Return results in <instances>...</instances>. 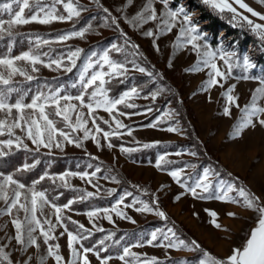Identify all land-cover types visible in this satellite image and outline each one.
<instances>
[{"label": "rangeland", "instance_id": "374dc122", "mask_svg": "<svg viewBox=\"0 0 264 264\" xmlns=\"http://www.w3.org/2000/svg\"><path fill=\"white\" fill-rule=\"evenodd\" d=\"M69 2L80 12L78 17L74 16L71 20L65 21H53L49 24L32 22L26 25L14 26L12 29L13 34L34 30L55 31L53 35L37 34L35 38L40 45H47L49 47L60 46L63 47L61 50L47 53V51L41 52L38 49L31 48L10 57H0V59L14 58L28 52L32 55L39 56L43 61V63L36 65L39 71L31 72V65L26 61H15L17 67L27 68L29 74L34 78L38 76L56 77L70 73L64 70V66H70L67 55L70 51H74L78 48L82 49L83 51L76 60L75 67L72 68L74 75L71 77L70 81L72 85L79 84L82 87L80 76L85 72V66L89 63V60L91 59L93 67L88 69L85 73L86 80L90 78L93 72L101 70L99 65L96 64V61L99 60L100 56H102L105 51H108L109 58L112 61L123 64L127 69V72L123 75L105 77L107 82L104 88L107 90L108 98H119L123 93L129 92L131 89L135 88L138 94L133 95L126 103H134L136 107L127 108L123 104L117 105L112 115L105 112L103 107H101L96 109L92 116H89L88 109L86 107H81L79 101H61L62 106L69 103L77 106L75 111H70L68 113L73 124L76 122L77 115L80 113L83 114V118L87 121L85 127L90 132L89 138L84 139V130L79 129L72 132L71 129L66 126L67 122L63 120L62 116L60 120L64 121L65 127L58 125V120L54 117L55 106L50 105L45 111L50 114L49 118L54 121L55 127L69 132L71 139L80 143L81 146L77 147L76 143H68L64 141L62 137H57L56 139L62 143V149L53 146L51 149L40 147L39 150L51 153H64L70 150L87 148L93 151L97 156L107 159L116 166L124 169L134 180L148 183L149 187H144L145 193L154 189L156 197L161 198L164 203L153 206L144 197V194L125 189L114 204L94 208L89 211L105 208L111 210L115 208L131 219L122 218L116 214V211H110L108 213V215L111 216V222L105 218V214L102 211L91 220L87 216V212L89 211L82 212L65 209L63 213H67L71 218L84 225V227L96 230L97 228L107 227H136L154 217H158L156 211H162L165 214L164 217L171 216L176 220L184 222L192 229L206 245L212 248V250L206 251L211 256L220 259L227 257L231 254L233 248L240 247L245 234L253 225L255 220L252 215V210L246 209L240 204L224 202L216 200L215 198L200 199L194 197L191 192L187 191L186 187H182L181 184L177 183L168 173L174 170H182L181 183L186 186H195L198 180H202L204 170L209 169L210 174L208 180L205 182L211 183L212 188L210 191L218 190L220 182L223 181L225 190L228 184L234 186V190L228 193L230 197L241 199L238 190L243 188L247 192L259 197L261 202H264V127L256 123L255 127L244 128L238 136L235 134L236 125L241 122L243 116L241 110L246 104L251 102L253 91L260 87L259 79L250 78L244 80L237 79V77L246 75L249 77L264 78V62L257 59L256 51L251 44L244 47L240 46V44L234 40L233 36L229 35L225 29H220L217 35L210 31L207 27V20L203 19L201 16L199 5L193 3L191 0H168V6L173 10L183 6L185 11L190 14L192 24L197 27L201 37V39L195 41V43L200 45L199 49H194L192 45L187 42V36H180L181 21L179 19L173 22L174 26L171 28V31L162 28L161 19L159 17L162 16L166 9L161 0H152L158 19L147 23L133 21V17L143 10L148 0H131V3H129V0H63L61 3H56L55 0H29L30 7L25 9L24 15L26 17L30 16L39 12L42 7L45 11L54 7L56 14L67 16L68 12L64 4ZM229 2H231V0H229ZM244 2L249 4L255 11L264 14V4L257 2V0H244ZM3 5H10V9L2 7ZM21 6L22 0H0V20L10 19L15 12L19 11ZM233 6L237 7L238 11L248 16L249 19H252L255 23L264 24V21L259 20L257 17H252L250 13H247L243 9H239L237 5ZM101 7L107 9V12H102L98 17L97 15ZM41 15H43V13H41ZM84 29H87V31L83 37H72L66 41H59L57 39L60 35L72 31H83ZM147 31H152L154 36H146L145 32ZM6 35L5 33L4 36ZM45 40L49 41V43H43ZM112 45H116L120 51L114 50ZM133 45L136 47H133ZM205 45L208 47L205 48ZM134 48L144 51L155 65L161 67L166 76L181 87L182 94L179 99L189 108L190 119L195 122L198 128L200 140L205 142L209 149L215 155L219 156L222 162L231 170L240 172L245 177V183L248 186L239 185L234 180L223 177L210 163L203 160L193 145H186L176 150L160 152L158 159L154 162H141L125 155V152L135 151L142 147L140 143L154 144L164 141L186 139L189 137L187 132L188 126L184 125L181 112L177 109L174 101L175 99L170 96L171 90L168 89L165 83L159 81L154 90L145 94L141 92V88H138L136 85L126 88L118 95H112L110 93L108 83L111 82V80L124 79L137 73H142L138 71L139 67L145 69L143 73H149L146 66L142 64L137 56L138 53L133 50ZM206 51H213L217 54L214 62L222 72H227V65L219 58L220 54H234L230 58V62L234 65L232 73L226 80L221 81L224 87H220L219 85L213 87L207 86L209 73L212 69L205 66L202 62L207 58L204 55ZM93 52L96 53V56H92ZM244 55H247L251 62L255 64L254 68L245 71L243 65ZM55 59H62V67L60 69H56L55 65H53L52 68L44 66ZM103 70L105 72L109 71L107 66H105ZM7 71L8 69L6 66L0 65V73L7 75ZM152 79L156 80V77L153 75ZM23 80L27 79L17 74L12 77L11 82ZM98 83L99 82H97V84ZM233 84H235L236 87L232 95L238 97L239 108L235 105H229L224 95L227 88ZM94 88L95 86L88 89V93L85 96L86 103L89 102L90 93ZM60 89L61 88L54 92H58L61 96L70 95L76 97L83 91L82 88L80 93L73 94L67 92L63 93ZM54 92L45 95H50ZM153 93L156 94L155 99L152 98ZM98 99H102V97H98ZM257 105L259 107H264V96L258 97ZM225 107L230 108L231 114L228 116L224 115ZM149 109H151V111H149ZM119 112H124L126 115H119ZM17 115L15 110H13L11 116H7L5 112L0 111V120H7L8 123H12ZM25 115L39 119V113L33 112L31 109H25ZM112 116H116L124 127L117 129ZM93 117L96 120L95 124H93ZM98 118H101L102 121H108L107 127L101 126ZM146 118H150V120L139 122ZM40 123L43 130L44 122L40 121ZM150 124H155L156 126L149 127L148 125ZM96 125L100 126L102 129L101 132H96ZM169 127L177 128L178 131H168L167 129ZM4 131H7V129L5 128ZM105 131L114 132L115 134L105 139L103 136V132ZM13 133L15 136H21L23 143L26 144L27 147L37 149V146L34 145L20 129H14ZM46 135L47 133H45V136ZM93 136L96 137L95 140L92 139ZM112 137L134 142L135 144L124 143L117 145L113 142ZM97 140L100 143L99 147L97 146ZM109 143H111L113 147H108ZM122 148L130 149V151H122ZM192 153H195V155H192ZM162 156L164 160L161 161V167L157 168L156 162ZM180 159H186L182 166L171 168L164 167L169 161ZM193 165L195 167H192ZM199 167H201V169ZM85 172L89 173V176L84 179H81L80 176L77 175L68 176L66 180L69 185L88 187L92 192L96 193H100L101 189L95 184L92 177L102 183L109 184L113 190H116L119 185V182H113L104 178L99 172H96V170L93 171L96 172L95 176H91L93 172L88 171H67L51 177H56L57 181L63 183L58 179L60 175L64 173ZM2 174L4 176L8 175L5 173ZM2 179L3 177L0 176V182H2ZM140 182L139 185L143 187ZM14 187L15 186H11L7 189L10 198L12 197ZM28 189L29 188L25 187L24 190H21V202H25L24 196L27 195L28 207L30 208L31 194L27 191ZM197 192L201 193V189H197ZM129 193H131V195H128ZM122 197L123 201L118 204L117 202L121 201ZM177 197H179V199H177ZM143 204H147L149 207L153 208V211H137L136 209L142 207ZM6 208V202L0 200V246H7L5 247V251L9 254L12 264H25V262H27V264H57L54 257L49 256L47 251L49 245L54 246L56 244H59V255L63 257L61 264H68V262L72 260L71 251L68 248L67 233L64 231L66 224L64 221L62 225L57 224L54 209L50 205H44L41 209L38 202L36 215L42 224H44L45 220H51L52 224L55 225L54 231L52 232L55 238L49 241V245L44 244L40 230L37 228L33 235L37 238L40 247L36 248L35 246H29L24 251L21 250V246L17 244L13 238L15 236V227L11 221L14 217H18L21 221H24L25 212L23 210L18 211L14 209L10 216L7 214ZM209 211H215L217 213V222L222 225L221 229L215 228L211 223L212 218L208 214ZM229 212L236 213L235 217L228 216L227 213ZM32 226L35 227V225ZM44 227L47 229V224H44ZM170 228L175 232L174 238L168 233V229ZM68 231L71 230L68 229ZM153 232H157L158 234V240L154 242V245H166L168 242L163 240V234H168L170 238L177 242L183 240L189 248L192 247V244L178 236L172 226L162 224L158 226H149L141 231V235L147 236L148 238L129 245L128 247L131 252L136 253L141 259L144 257H156L162 264H199V260L203 258L202 256L197 258V260L189 259L188 256L192 255L193 251L184 247L176 249L167 248L165 246L148 245L147 240L151 238V233ZM61 233H63V235H61ZM81 245L85 247L81 243V240H79L78 243L74 244V247L82 252ZM122 254L123 253L106 256L111 257L109 264H125L124 261L119 259V256ZM88 259L90 264H100L94 252L88 253ZM126 260L128 264H136L131 256L126 257Z\"/></svg>", "mask_w": 264, "mask_h": 264}, {"label": "snow or ice", "instance_id": "6c2138e0", "mask_svg": "<svg viewBox=\"0 0 264 264\" xmlns=\"http://www.w3.org/2000/svg\"><path fill=\"white\" fill-rule=\"evenodd\" d=\"M56 3H61L63 0H55ZM164 4L166 11L162 14L161 17V26L162 28H166L167 31H171V28L174 26L173 22L177 21L178 19L181 21L180 27V36H187L188 43L192 45L194 49H199L200 45L195 43V41L201 39L197 27L192 24L190 14L185 11L184 7L181 6L178 9L173 10L168 6V0H161ZM205 4L211 5L214 9L224 12L227 10L228 12L233 14V19L240 18L244 22H246L251 30L259 35L261 38H264V24L262 23H255L252 19H249L248 16L243 15L242 12L238 11L237 7L233 5H237L239 9H243L247 13H250L252 17H257L259 20L264 21V14L255 11L249 4L245 3L244 0H203ZM257 2L264 4V0H257ZM131 3V0H129ZM2 7L10 9V5H3ZM30 7L29 0H22V6L19 8V11L15 12V14L8 20H0V40L4 39V34L6 33L7 36L12 37L13 32L12 29L14 26L19 25H26L32 22L40 23V24H49L53 21H65L71 20L74 16L78 17L80 12L73 7L71 2L65 3L64 7L68 12L67 16L58 15L55 12L54 7L48 11L42 7L40 8L39 12H36L30 16H25V9ZM107 12V9H104ZM43 13V15H41ZM158 19L156 9L153 7L152 0H148V3L144 6L141 12H138L135 17H133V21H138L141 23H147L149 21H155ZM115 22V21H114ZM87 29L83 31H72L63 35L58 36L59 41H66L72 37H83ZM146 36L152 37L154 33L152 31L145 32ZM43 43L47 44L49 41L45 40ZM133 47H136L133 45ZM205 48L208 46L205 45ZM112 48L116 51H120L116 45H112ZM82 49H76L74 51H70L67 55V59L70 62V66H64V70L67 72H71L72 68L76 65V60L80 57ZM205 58L202 62L205 66L210 67L212 71L209 73V79L207 80V86L213 87L219 85L220 87H224L221 83L222 80H226L232 73L233 63L230 62V58L234 54H224L221 53L219 58L224 61L225 65H227V72H222L217 64L214 62L216 59V53L213 51H206ZM92 56H96V53L93 52ZM15 61H26L28 64L31 65V72H37L39 69L36 65L43 63L41 58L37 55H32L28 52L23 53L20 56H16L14 58H5L0 59V65L6 66L8 71L7 75L4 73H0V85L6 86L5 90L0 91V111L6 113L7 116H11L13 110L16 111L18 114L12 121V123H8L7 120H0V135H3V130L6 128L7 132L10 136L13 135L14 129H20L24 132L29 140L37 146V150L40 147L51 149L53 146L56 148L62 149V143L57 140V137H62L64 141L68 143H76V146H81L80 143L74 141L70 137V133L55 127L54 121L49 118V113H46L45 109L50 105L55 106L54 115L57 117H63V120L66 123V126L71 129L72 132H75L79 129L84 130V139H88L90 132L87 130L85 125L87 121L83 118V114L80 113L76 117V122L73 124L70 120L68 113L70 111L76 110V105L74 104H65L61 105V101L70 102L72 100L79 101L81 107H86L88 109V115L92 116L96 109L103 107V110L110 115H112L113 111L117 108V105H125L127 108H135L136 105L134 103H126L128 99H130L133 95H137V91L135 88L131 89L129 92L123 93L119 98L116 99H109L107 95V90L104 88L105 83L107 82L105 77H112L113 75H123L127 72V69L123 64L116 63L109 58V52L105 51L102 56H100L99 60L96 61V64L99 65L101 70L95 71L92 73L90 78L87 80L85 79V73L88 69L93 67V63L91 59L89 63L85 66V72L81 74L80 81L82 84L83 91L80 95L73 97L70 95H63L61 96L58 92H54L50 95H45L44 93H40L32 98L31 103L25 104L23 102V98L17 100L15 103L8 102V93L16 91L14 87L11 86V79L14 75H21L24 76L27 80H32L34 77L29 74V71L25 67H17L15 65ZM55 65L56 69H60L62 67V59H55L51 60L50 63L45 64V67L52 68ZM243 65L245 71L248 69L254 68L255 64H253L250 58L247 55L243 56ZM107 66L109 71L105 72L103 69ZM138 71L145 72V69L142 67L138 68ZM151 75V73H149ZM219 78V79H217ZM259 79L260 87L256 88L251 97V102L246 104L243 109L241 110L243 113L241 122L236 125V132L235 134L238 136L240 132L247 127H255L256 123L260 126L264 127V107H259L257 105V99L259 96H264V78H257V77H249V76H242L237 77V79ZM97 82H99L97 84ZM94 90L91 91L89 102H85V96L88 93V89L93 88ZM236 85L233 84L229 86L224 93L227 98L229 105H235L237 108L240 107L238 104V97L232 95L235 91ZM156 94L153 93L152 98L155 99ZM98 97H102V99H98ZM25 109H31L33 112L39 113V119L33 118L32 116L25 115ZM151 111V109H149ZM230 108H224V115H230ZM119 115H126L124 112H119ZM116 124V128L120 129L124 127L119 119L116 116H112ZM40 121L44 122L43 130L41 128ZM96 123L95 118L93 117V124ZM104 123H108V121H104ZM149 127H155V124L148 125ZM96 132H101L102 129L99 125H96ZM168 131H178L177 128L169 127ZM45 133L47 135L45 136ZM114 132H103V136L107 139L109 136L114 135ZM92 139H96L95 136ZM97 146H100L99 141L97 140ZM13 147L17 149L23 147L27 149V145L23 143V139L21 136H15V139H6L0 140V157L8 155L7 150H11ZM108 147H113L111 143L108 144ZM148 147V145H145ZM122 151H130V149H121ZM195 155V153H192ZM164 160V157H160V159L156 162V167H161V161ZM35 167V164H24L22 168L17 169L18 172L29 171ZM192 167H195L194 165ZM100 169L97 168L96 172H99ZM181 171L182 170H174L170 171L168 174L176 180L177 183H180L182 187H186L187 191L191 192L194 197L200 199H212L215 198L216 200L224 201V202H231L235 204H240L246 209L252 210L257 213L258 219L256 222V226L250 231L248 238L246 239L244 245L242 247L233 248L231 254L227 257L220 259L211 256L208 252H203V258L199 260V264H264V202L260 201L259 197H256L254 194L247 192L245 189L240 188L238 190L239 197L241 199H236L235 197H230L228 195L229 192L234 190V186L231 184L227 185L225 190L224 182L221 181L219 184V188L216 191H210L212 188L211 183L205 182L208 180L210 170L205 169L203 172L202 180H198L195 186H186L185 184L181 183ZM96 172L91 173V176H95ZM79 175L81 179H84L89 176V173H64L58 177L60 181H62L63 187H70L66 177L68 176H77ZM0 176L3 177L2 182H0V200H4L7 204L6 212L8 215H12L13 210H23L25 212L24 221H21L18 217H14L11 223L15 227V236L13 237L17 244L21 246V250L24 251L29 246H35L39 248L40 245L38 243L37 238L33 235L37 228L40 230V234L43 237V242L46 245H49V241L54 239L55 237L52 235L54 231L55 225L52 224L51 220H45L44 224H47V229H45L44 224L37 218V208L38 202L39 207L42 209L44 205H50L55 212V218L57 224H63V216L62 213L65 209H70L71 205L74 201L69 200L68 203L64 204L63 207L57 206L55 203H52L48 200L45 191H37L35 189V185L39 184L41 181L45 180L47 177L48 179L52 180L55 183L56 177H50L47 173L41 175L38 180L33 181V186L29 188L27 191L31 194L30 205L28 207V196H24V201L21 202L22 198V191L25 189V185L21 183L19 180L14 179L13 175L4 176L0 173ZM115 180V177L112 178ZM90 182V181H89ZM118 182V181H116ZM11 186H15L13 188L12 197H9V193L7 189ZM197 189H201V193L197 192ZM94 193L88 192L87 196H93ZM128 195H131L129 193ZM85 197H81L84 199ZM179 199V197H177ZM123 201V197L121 201L117 203H121ZM139 212H152L153 208L149 207L147 204H143L142 207L136 209ZM103 212L105 214V218H107L111 222V216L108 215L110 211H116V214L121 216L122 218L131 219L130 217H126L124 213L118 211L117 209H96L93 211L87 212V216L91 220L93 217L97 216L98 213ZM30 213V215H29ZM209 216L212 218L211 223L214 225L215 228L221 229L222 225L217 222V213L215 211H209ZM156 215L160 217H164L165 214L162 211H156ZM230 217H235L236 213L229 212L227 213ZM134 222V221H133ZM75 224V221H72ZM32 225H35L33 227ZM80 230H84L87 235H82L79 232L74 234L71 231H68L67 227H64V231L67 233L68 238V248L71 251L72 260L68 262V264H90L88 259V253L94 252L97 259L100 261V264H109V260L111 257H101L100 251L95 250L94 248H85L82 247V252L79 251L74 244L78 243L79 240L87 239L88 235H91V232L87 229H84V225L78 226ZM97 231H103V229L97 228ZM168 233L171 234V237H175V232L170 228L168 229ZM63 235V233H61ZM106 237V239H110ZM170 238L168 234H163V240L167 241L166 245L162 244H155L158 240L157 232L151 233V238L147 240L148 245L154 246H165L167 248H176L179 249L181 247L188 248L190 251L201 250L200 245L196 241H192V247L189 248L187 244L183 240H179L178 242L174 239ZM101 244H104V241H100ZM140 246V245H136ZM4 246H0V259L7 261L8 264H12V261L9 258V254L5 251ZM59 244L56 245H49L48 246V255L54 257L57 264H61L63 261V257L59 255ZM55 249V250H54ZM106 251V249H104ZM133 257L136 264H162L156 257H144L141 259L136 253L131 252L129 247L123 248V254L119 256L121 261H124L125 264H128L126 257ZM27 264V262H25Z\"/></svg>", "mask_w": 264, "mask_h": 264}, {"label": "trees", "instance_id": "16d2710c", "mask_svg": "<svg viewBox=\"0 0 264 264\" xmlns=\"http://www.w3.org/2000/svg\"><path fill=\"white\" fill-rule=\"evenodd\" d=\"M193 3L198 4L201 9V16L207 20V27L215 35L218 34L220 29H225L226 32L233 36L240 46L244 47L251 44L256 51V57L259 61L264 62V38H261L255 32H253L250 26L241 20L240 18L233 19V14L225 10L220 12L214 9L211 5L205 4L203 0H191ZM104 13V9L101 7L98 13V17L101 13ZM106 13V12H105ZM55 31H23L14 33L12 37L4 36V39L0 40V57H10L20 52L35 48L42 51L56 52L63 47L54 46L49 47L47 45H40L35 38L37 34L53 35ZM138 54L137 56L141 60L142 64L146 66L149 73H137L133 76L126 77L124 79H114L108 83L110 93L112 95H118L126 88L137 86L141 88V92L144 94L155 89L156 84L160 82L165 83L168 89L171 90L170 96L175 100L177 109L181 112V118L184 121V125L188 126L187 132L189 137L186 139H178L175 141H164L159 143H140L142 147L135 151L125 152V155L131 159L141 162H154L158 159L159 153L164 151L176 150L179 147L186 145H193L198 154L204 161L210 163L216 171L220 172L223 177L234 180L239 185L248 186L245 183V177L238 171L231 170L226 164L222 162L219 156L215 155L205 142H202L199 137L198 128L193 120L190 119V110L180 100L182 89L175 84L168 76L165 75L161 67L155 65L146 53L142 50L133 49ZM74 75V71L61 75V76H38L32 80L13 81L11 86L17 89L11 93H8V102L15 103L17 100L23 98L24 103L31 102L32 98L40 93L48 94L61 88L63 93L78 94L81 92L82 87L79 84L72 85L71 77ZM156 77L152 79V76ZM6 86L0 85V91L5 90ZM53 116V115H52ZM58 120V125L65 127L64 121H61V117L54 116ZM150 120L146 118L139 122H145ZM99 123L103 127H107V124L98 118ZM7 131L3 130V135H0V140L13 139ZM115 144H135L117 137H112ZM148 145V147H145ZM8 155L0 157V173L13 175V177L19 180L27 188L33 186V181L38 180L41 175L45 173L48 176L57 175L67 171H79V172H93L97 168L100 169L99 173L106 179L113 182L118 181L119 185L116 190H113L109 184L102 183L96 178L92 177L96 185L101 189L100 193L92 192L90 188L83 186L70 187L61 186L62 183L55 180V183L47 177L39 184L35 185L36 190L45 191L47 198L56 205L63 207L69 200L74 201L71 205V210L75 211H89L94 208L110 206L119 198L120 194L125 190H131L132 192H138L144 194V197L153 205L164 202L161 198H157L154 189L145 193L144 187H149L148 183H142L134 180L131 175L124 169L116 166L113 162L97 156L93 151L87 148L81 150H70L64 153H51L43 150H37L32 147L27 149L21 147L17 149L13 147ZM186 159L171 160L164 167L171 168L175 166H182ZM35 164V167L29 171L18 172L17 169L22 168L24 164ZM201 169V167H199ZM199 169V170H200ZM115 177V180L112 178ZM139 182L142 184L139 185ZM109 191V192H108ZM88 192L94 193L93 196H87ZM85 197L81 199V197ZM158 200V201H157ZM64 223L67 228L77 234L79 232L82 235H87L84 230L79 229L81 225L78 221L71 218L67 213L62 214ZM72 221L76 223L73 224ZM170 225L172 226L178 236L188 243L196 241L200 245L201 250H196L190 256L189 259H197L203 255L204 251L212 250L211 247L206 245L184 222L174 219L171 216L166 217H154L147 222L138 225L136 227H107L100 228L103 231L92 230L84 227L91 232V235L87 236V239H82L81 243L85 247H92L100 251L102 257L108 255H115L123 253V248L137 242L143 241L147 236L141 235V231L149 226L158 225ZM110 239H106L109 237ZM103 240L104 244L100 241ZM106 249V251L104 250ZM0 264H8L7 261L0 259Z\"/></svg>", "mask_w": 264, "mask_h": 264}, {"label": "crops", "instance_id": "0c3cea01", "mask_svg": "<svg viewBox=\"0 0 264 264\" xmlns=\"http://www.w3.org/2000/svg\"><path fill=\"white\" fill-rule=\"evenodd\" d=\"M252 215L254 216V223H253V225L249 228V230L247 231V233L245 234V236H244V238H243V241H242V244L240 245V247H242L243 245H244V243H245V241H246V239L248 238V236H249V234H250V231L256 226V222H257V219H258V216H257V213L256 212H254V211H252ZM193 253H194V251H193ZM192 253V254H193ZM203 255H201L200 257H202ZM199 257V258H200ZM197 260V259H196Z\"/></svg>", "mask_w": 264, "mask_h": 264}]
</instances>
